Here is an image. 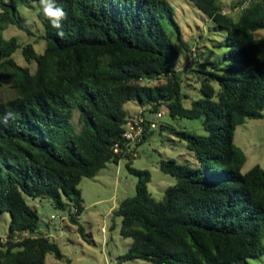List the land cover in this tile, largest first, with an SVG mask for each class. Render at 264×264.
I'll use <instances>...</instances> for the list:
<instances>
[{
  "label": "trees",
  "instance_id": "obj_1",
  "mask_svg": "<svg viewBox=\"0 0 264 264\" xmlns=\"http://www.w3.org/2000/svg\"><path fill=\"white\" fill-rule=\"evenodd\" d=\"M189 1L227 31L225 65L175 68L179 54L163 19L180 41L182 32L167 0H55L67 18L57 29L39 14L41 53L38 41L21 45L3 36L14 25L35 38L19 8L40 0H0V86H10L14 95L0 102V213L10 214L8 236L24 237L0 246V264H46L50 253L63 260L27 197L48 199L62 211L73 205L80 216L82 179L122 159L138 181L135 196L114 211L122 219V237L133 240L119 262L249 264L264 254V168L242 174L246 155L234 143L239 125L264 117V38L255 37L264 29V0L251 1L238 21L221 13L224 0ZM19 50L26 66L15 59ZM186 76L197 77L203 95L189 107ZM129 102L157 103L156 110L167 106L170 117L201 120L206 132L159 125L185 141L197 160L195 166L160 163L176 179L160 201L149 192V171L135 169V157L114 151L116 144L123 146L133 117L125 108ZM76 111L80 129L73 123ZM9 112L14 119L5 123ZM70 220L78 224L73 213Z\"/></svg>",
  "mask_w": 264,
  "mask_h": 264
},
{
  "label": "rangeland",
  "instance_id": "obj_2",
  "mask_svg": "<svg viewBox=\"0 0 264 264\" xmlns=\"http://www.w3.org/2000/svg\"><path fill=\"white\" fill-rule=\"evenodd\" d=\"M174 9V18L182 32V40L167 18L163 19L166 30L176 44L178 58L175 68L187 71L190 62L200 65V68L211 69L212 66L225 65L226 35L227 31L214 23L203 12L196 8L189 0H167ZM237 0H224L222 7L233 8ZM40 2H34L33 8L20 7L19 12L25 23L34 31L36 37H29L14 25H10L3 36L6 39L16 37L21 45L35 43L36 50L41 53L45 44L38 39L43 34V25L39 14H43ZM240 11L232 14L234 21L240 18ZM257 39L264 38V29L255 33ZM17 63L26 66L27 63L21 50L15 54ZM198 61V62H196ZM34 65L31 68L34 70ZM184 92L190 96L185 100L189 107L192 100L202 98L197 77L186 76ZM218 88V84L213 83ZM10 86H0V102L13 98ZM130 115L137 114L139 107L135 102L126 104ZM167 111V106H164ZM264 112V111H263ZM79 113L74 114V124L81 128ZM160 124H169L176 130L191 132L195 135H206L201 120L187 118H172L169 112L162 118L158 128L148 139L138 147L137 156L132 160V166L141 171H149L151 180L148 185L152 197L160 201L164 192L175 185L176 179L165 174L160 169L162 161L175 160L179 163L188 162L196 165V158L188 150L185 141L172 135L167 130H160ZM234 143L246 155V162L242 167V174H246L253 167L264 168V117L262 119H249L239 125L235 132ZM127 159L119 164H109L95 178H83L80 190L83 197L84 211L78 217V224H73L70 214L75 207L69 206L66 211L56 209L48 199H32L27 197L28 203L33 206L39 217L41 230L44 235L56 242L64 256L58 260L54 254H48L46 264H150L143 260L133 262H119L118 258L127 253L133 240L121 235L122 219L114 215L119 204L136 194L137 176L130 173L127 168ZM52 216L64 217V221L53 219ZM11 221L8 212L0 213V239L7 238ZM83 227V233L78 227ZM0 243H2L0 241ZM1 245V244H0ZM249 264H264V254L248 259Z\"/></svg>",
  "mask_w": 264,
  "mask_h": 264
},
{
  "label": "built area",
  "instance_id": "obj_3",
  "mask_svg": "<svg viewBox=\"0 0 264 264\" xmlns=\"http://www.w3.org/2000/svg\"><path fill=\"white\" fill-rule=\"evenodd\" d=\"M254 0H245L244 4L239 7L231 8L230 6L222 7L221 13L224 15H232L235 12L241 11L244 7H247L249 3ZM157 103H148L144 106L139 107V111L137 114L133 115L128 122L126 123V128L124 132V143L123 146L120 144H116L114 147L115 153H123L125 155H130L131 157L137 156L138 145L142 142L144 136L151 131L158 128V124L161 122L162 118L167 114L168 110H164L163 107H159L156 110ZM75 217L77 216V209L73 213ZM53 219H59L60 221H64V217H56L52 216ZM25 236V234H23ZM49 237V235H46ZM24 237L18 236V234L0 239L2 246L7 244L8 242L17 243L21 241Z\"/></svg>",
  "mask_w": 264,
  "mask_h": 264
},
{
  "label": "clouds",
  "instance_id": "obj_4",
  "mask_svg": "<svg viewBox=\"0 0 264 264\" xmlns=\"http://www.w3.org/2000/svg\"><path fill=\"white\" fill-rule=\"evenodd\" d=\"M40 3L43 14L50 20L52 26L61 29V21L67 18V13L62 8L56 6L55 0H40ZM58 34L63 36L64 33L60 31ZM9 119H14V114L12 112L4 116V122L7 123Z\"/></svg>",
  "mask_w": 264,
  "mask_h": 264
},
{
  "label": "crops",
  "instance_id": "obj_5",
  "mask_svg": "<svg viewBox=\"0 0 264 264\" xmlns=\"http://www.w3.org/2000/svg\"><path fill=\"white\" fill-rule=\"evenodd\" d=\"M139 111V110H138ZM138 113V112H137ZM43 232V231H42Z\"/></svg>",
  "mask_w": 264,
  "mask_h": 264
}]
</instances>
